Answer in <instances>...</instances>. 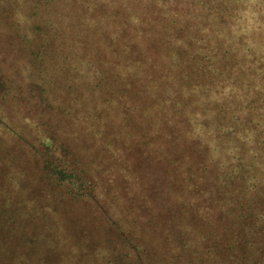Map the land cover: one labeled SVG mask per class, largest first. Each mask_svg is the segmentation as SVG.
<instances>
[{
  "label": "rangeland",
  "instance_id": "374dc122",
  "mask_svg": "<svg viewBox=\"0 0 264 264\" xmlns=\"http://www.w3.org/2000/svg\"><path fill=\"white\" fill-rule=\"evenodd\" d=\"M57 1V12H53L44 4L33 10L35 0H0V69L6 87H11L0 97V264H121V254L128 259L126 264H144L130 251L131 228L140 240L138 244L161 247L160 263L154 259L157 264H185L191 260V249L181 260L176 256L179 249L173 240L177 238L171 235L172 229L169 234L166 223L173 209L158 199L157 190H161L159 179L183 198L189 197L184 190L190 184L182 182L185 178L202 181L195 186V196L202 194L206 185L213 186L206 181H214L211 169L206 172L207 165L196 160L203 156L194 149L192 140L182 136H191V116L176 114L184 108L202 118L191 89L193 84L200 88L203 83L192 77L190 69H180L186 70L184 76L170 64L171 54L179 51L176 39L148 34L144 23L152 18L148 0ZM5 6L12 11L7 21L2 12ZM13 20L14 27L19 20L22 30L44 46L39 69L31 65L33 58L20 47L15 31L8 29ZM142 51L153 53L160 63L137 76L129 64L140 59ZM39 79L45 83L53 113H36L40 111L36 110L38 97L33 85ZM151 89L159 92L161 101L151 100ZM40 94L37 90L36 96ZM166 94L171 97H162ZM166 98L170 104L164 103ZM22 100L30 102L27 115L37 114L35 117L48 124L51 132L65 130H59L57 124L62 117L64 124L86 132L79 135L94 151L104 153L94 166L99 167L95 174L102 191L97 192V198L83 202L63 189L58 195L35 193V137L30 140L21 124ZM157 104L167 116H175L171 118L173 126L166 125L156 113ZM83 160L86 162L84 155ZM112 198L132 210H128L134 218L131 228ZM96 209L100 212L95 213ZM104 212L125 222L120 225L123 234L98 229V219L105 223L102 216L96 219L95 215ZM13 213L18 215L16 219Z\"/></svg>",
  "mask_w": 264,
  "mask_h": 264
},
{
  "label": "trees",
  "instance_id": "16d2710c",
  "mask_svg": "<svg viewBox=\"0 0 264 264\" xmlns=\"http://www.w3.org/2000/svg\"><path fill=\"white\" fill-rule=\"evenodd\" d=\"M35 2L33 10L44 4L49 10L57 12V0ZM148 2V9L152 11L149 16L152 18L144 22L148 34L156 38L176 39L179 44L176 49L179 51L171 54L170 64L179 68L184 76L186 70L180 69H190L187 71H192V75L194 73L192 77H198L196 80L203 83L200 88L193 84L191 89L197 107L191 105L203 112L202 118L199 120L198 114L184 108L177 110L176 114L191 116V136L189 133L182 136L194 142V149L203 156L196 160L201 165L205 163L208 168L206 172L211 169L214 177V181L206 180L213 186L206 185L199 196H195V186L202 181L195 183L185 178L182 182L190 184L184 190L188 192V198L177 197L176 190L171 192L159 179L161 190H157L160 191L158 199L167 202L173 209L166 223L169 224V234L172 229L171 235L177 238L173 240L179 249L176 256L181 260L191 249V260L185 261V264H264V0ZM2 12L7 21L12 11L5 6ZM36 13L30 15L33 17ZM14 22L9 23L8 29L15 31L20 47H24L33 58L31 65L39 69L38 60L44 53V46H39L30 38L29 32L22 30L19 20L16 27ZM130 31L134 33L133 29ZM141 54L140 59L129 64V70L137 76L139 71L160 63L154 59L156 55L153 53L142 51ZM220 77L223 81L221 89ZM6 82L0 69V97H4L3 91L7 94L11 90L9 85L6 87ZM240 83L243 86L240 87ZM44 85L40 79L33 85L35 97H38L36 110L40 111L37 114L54 112ZM37 90L41 91L39 96H36ZM158 93L154 90L151 94L154 99L151 100L161 101ZM167 96L170 94L162 97ZM164 103L170 104L171 100L166 98ZM158 104L156 113L166 125L173 126L171 118L175 116H167ZM22 106L24 118L20 120L21 124L30 134V140L35 137L32 144L35 193L45 196V192L49 191L58 195L63 189L83 202L97 198V192L102 191L99 190L98 175L95 174L99 167L94 166L104 153L97 149L94 151L92 145L79 135L86 132L64 124L62 117L57 124L59 130L60 127L65 130L54 133L48 124L40 123L35 117L37 114L30 112L27 115L30 111L29 101L22 100ZM202 107L205 113L201 111ZM170 111L175 112L173 108ZM194 118L195 122H192ZM162 130L164 132L165 129ZM127 168L130 169L128 159ZM114 179L115 176L109 183H113ZM112 199L117 212L125 216L130 226L134 218L128 214V210H132L122 207L118 199ZM94 212L100 211L96 209ZM13 216L16 219L18 215L13 213ZM95 216L96 219L102 216L105 223L103 225L98 219L99 230L112 235L124 233L120 225L125 222L117 220L115 216L105 212ZM186 217L191 218V222ZM95 228L93 230L96 231ZM131 230L132 237L128 239L131 253L137 259L140 256L144 264H157L154 259L160 261L161 247L138 244L140 240ZM173 236L172 239L175 238ZM124 256L121 254L122 258L119 259L121 264L128 262Z\"/></svg>",
  "mask_w": 264,
  "mask_h": 264
}]
</instances>
